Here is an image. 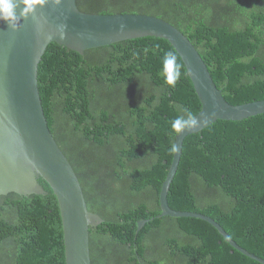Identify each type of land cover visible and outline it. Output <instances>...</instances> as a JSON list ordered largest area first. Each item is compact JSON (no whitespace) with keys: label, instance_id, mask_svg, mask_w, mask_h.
I'll return each mask as SVG.
<instances>
[{"label":"trees","instance_id":"1","mask_svg":"<svg viewBox=\"0 0 264 264\" xmlns=\"http://www.w3.org/2000/svg\"><path fill=\"white\" fill-rule=\"evenodd\" d=\"M89 14H144L180 30L231 105L264 100V0H76ZM182 65L175 87L163 57ZM38 87L49 128L71 163L88 210L91 264H261L210 223L161 217L160 192L173 161L171 122L201 103L166 40L144 37L86 50L51 43ZM47 195L0 196V264H66L59 204ZM169 206L213 218L264 259V114L218 120L188 136ZM149 220L139 230V223Z\"/></svg>","mask_w":264,"mask_h":264},{"label":"water","instance_id":"2","mask_svg":"<svg viewBox=\"0 0 264 264\" xmlns=\"http://www.w3.org/2000/svg\"><path fill=\"white\" fill-rule=\"evenodd\" d=\"M144 37L171 44L201 103V111L195 116L198 120L208 117L206 124L176 136L179 150L174 152L160 192L161 217L202 219L214 226L234 249L264 264V259L240 247L213 218L177 211L168 203L185 139L218 120L241 121L264 114V100L242 105L228 103L193 43L172 24L154 16L89 14L79 10L76 0H63L60 6L49 0L34 17L21 20L16 31L0 21V196L12 192L47 195L39 182L43 179L59 204L65 263L91 264L89 229L103 224L104 219L88 210L80 181L49 128L38 87V68L51 43L84 55L86 50ZM148 221L140 222L139 230Z\"/></svg>","mask_w":264,"mask_h":264},{"label":"clouds","instance_id":"3","mask_svg":"<svg viewBox=\"0 0 264 264\" xmlns=\"http://www.w3.org/2000/svg\"><path fill=\"white\" fill-rule=\"evenodd\" d=\"M49 0H0V21L6 23L8 28L16 31L21 25V20H27L29 17H34L37 9L43 6ZM55 6H60L63 0H51ZM124 28V25H121ZM63 35V32H61ZM182 65L177 62V57L173 52L165 53L163 57V76L165 82L172 87L180 80ZM208 117L198 120L197 116L187 108L182 109V114L178 115L171 122L172 130L177 134H182L185 131L191 132L197 129L201 124L207 123ZM177 144L171 146L172 152H177Z\"/></svg>","mask_w":264,"mask_h":264}]
</instances>
